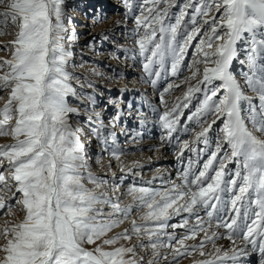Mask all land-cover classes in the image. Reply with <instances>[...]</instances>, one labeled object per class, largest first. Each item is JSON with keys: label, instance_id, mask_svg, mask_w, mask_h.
Here are the masks:
<instances>
[{"label": "snow or ice", "instance_id": "6c2138e0", "mask_svg": "<svg viewBox=\"0 0 264 264\" xmlns=\"http://www.w3.org/2000/svg\"><path fill=\"white\" fill-rule=\"evenodd\" d=\"M122 2L134 17L133 51L159 92L161 139L178 149L177 178L161 188L129 185L128 204L120 202V184L109 194L69 120L79 110L66 100L76 95L67 70L76 36L65 0H0V27L16 29L3 45L10 57H0V91L7 92L0 137L12 138L0 144V210L12 217L0 224V264H179L185 257L246 264L255 254L264 264V0ZM236 61L247 67L241 79ZM185 69L190 75L180 79ZM168 77L179 83L160 90ZM184 85L182 96L166 99ZM96 116L102 153L119 161L116 134ZM119 119L118 112L112 127ZM189 133L192 140L181 142ZM141 208L139 221L109 235ZM174 217L178 223H170ZM133 236L136 244L121 243ZM138 247L150 251L147 261Z\"/></svg>", "mask_w": 264, "mask_h": 264}, {"label": "rangeland", "instance_id": "374dc122", "mask_svg": "<svg viewBox=\"0 0 264 264\" xmlns=\"http://www.w3.org/2000/svg\"><path fill=\"white\" fill-rule=\"evenodd\" d=\"M65 10L67 16L71 18V23L67 25L69 34L74 29L76 36L71 44L72 56L67 65V70L71 74L70 82L76 90V95L66 97V100L69 106L79 110L78 114H70L69 120L73 128L79 130L78 135L83 144L88 143L89 138H96L95 129L99 123L97 113L107 131L116 134L115 142L123 149L119 161L112 159L107 152L102 153L103 145L97 138L87 146L84 144L86 160L90 171L108 180L109 194L112 193L115 184H120L122 194L120 202L128 204L131 202V197L126 194L129 185L135 183L137 186H149L147 182L151 181L150 186L161 188L166 180H176L178 149L173 150L161 139L162 131L159 127L158 114L163 108L160 105L159 92L147 81L142 71L141 60L133 51L134 41L131 33L134 28V17L126 15L127 9L122 0H65ZM15 31V27L11 24L0 27L2 32L0 57H10V51L3 45L14 38ZM240 59H244L243 46H241ZM233 70L237 78L241 79L240 74L247 71V67L246 65L241 67L239 61H236ZM188 75L190 72L185 69L180 79ZM173 81L179 83L172 77L162 79L158 82V88L162 90L167 83ZM186 87L187 85H184L172 91L171 94L166 95V99L174 101L176 97L182 96ZM246 94L253 95L251 91ZM6 99L7 92L0 91V106ZM118 112L120 119L115 127H112L111 121ZM10 123L14 124V120ZM219 127L218 121L214 129ZM192 138V133L181 134V142L190 141ZM108 139L111 144L112 137ZM11 142L10 136L0 137V144ZM90 145L94 147L92 151ZM98 158H101L99 164L102 163L103 166L111 162L112 178L108 177V171L102 173L97 163ZM133 165L139 166L135 167L133 172H128L127 169ZM121 166L124 167V172L121 171ZM234 167V164H230L229 170ZM121 176H124L123 181L119 179ZM85 184L90 189L95 187L87 180ZM12 204H15L14 200ZM6 211L7 209L0 210V224L12 218L4 214ZM144 211L142 208L134 209L128 219L114 228L109 235L130 228L131 220L139 221ZM12 212L15 213L17 220L22 219L23 213L17 207H13ZM178 222L179 219L175 217L170 221V223ZM168 231L171 232L172 229L169 228ZM176 231L179 235L183 234L184 230ZM137 239L133 236L128 241L122 240L121 243L131 246L137 243ZM161 251L166 250L161 249ZM136 252L137 256H143L145 261L151 257L150 251L145 253L143 248L138 247ZM250 257L252 261L249 264H258V254ZM192 259V257L182 258L179 264H191Z\"/></svg>", "mask_w": 264, "mask_h": 264}, {"label": "bare ground", "instance_id": "6f19581e", "mask_svg": "<svg viewBox=\"0 0 264 264\" xmlns=\"http://www.w3.org/2000/svg\"><path fill=\"white\" fill-rule=\"evenodd\" d=\"M94 139H96V138H89V139H87L88 140V143H84V144H86V146L88 145V144H90L89 142H91L92 140H94ZM92 145H90V147H91ZM94 149V147H91V151ZM96 152V151H95ZM108 163L106 164V165H104L103 166V164L101 163V164H99V168H100V170L102 171V173H104V171H108L109 172V174H108V177H110V178H112V176H111V171H112V169H113V167H108ZM101 173V174H102ZM103 175V174H102ZM105 176V175H104ZM116 177L118 176V175H115ZM113 181V180H112ZM111 191H113V188H112V190ZM220 245H223L224 247H228L229 246V241H227V240H221V241H219L218 242ZM252 260H251V257L249 256V257H247L246 258V264H249L250 262H251Z\"/></svg>", "mask_w": 264, "mask_h": 264}]
</instances>
